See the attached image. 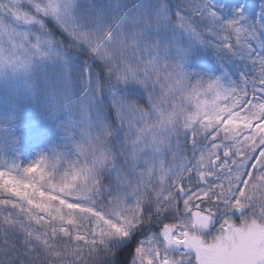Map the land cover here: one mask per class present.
<instances>
[{"label":"snow or ice","instance_id":"1","mask_svg":"<svg viewBox=\"0 0 264 264\" xmlns=\"http://www.w3.org/2000/svg\"><path fill=\"white\" fill-rule=\"evenodd\" d=\"M264 264V0H0V264Z\"/></svg>","mask_w":264,"mask_h":264},{"label":"trees","instance_id":"2","mask_svg":"<svg viewBox=\"0 0 264 264\" xmlns=\"http://www.w3.org/2000/svg\"><path fill=\"white\" fill-rule=\"evenodd\" d=\"M147 230L143 232H136L134 237L130 240H125L122 243L115 244L112 255L105 258V264H122L133 255L134 247L146 238Z\"/></svg>","mask_w":264,"mask_h":264},{"label":"rangeland","instance_id":"3","mask_svg":"<svg viewBox=\"0 0 264 264\" xmlns=\"http://www.w3.org/2000/svg\"><path fill=\"white\" fill-rule=\"evenodd\" d=\"M125 241V240H124ZM123 241H121V242H118V243H116V244H119V243H122Z\"/></svg>","mask_w":264,"mask_h":264}]
</instances>
